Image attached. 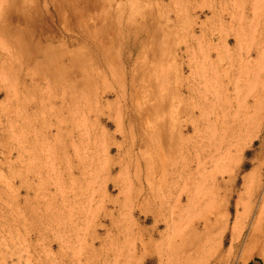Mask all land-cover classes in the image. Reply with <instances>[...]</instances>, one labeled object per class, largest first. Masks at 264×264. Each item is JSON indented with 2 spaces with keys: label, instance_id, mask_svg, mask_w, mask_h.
Listing matches in <instances>:
<instances>
[{
  "label": "rangeland",
  "instance_id": "obj_1",
  "mask_svg": "<svg viewBox=\"0 0 264 264\" xmlns=\"http://www.w3.org/2000/svg\"><path fill=\"white\" fill-rule=\"evenodd\" d=\"M12 3V28L28 61L13 104L23 126L0 132V264L183 263L195 230L202 237L204 223L214 220L220 191L211 181L227 168L208 155L237 129L254 126L252 133L264 120V0ZM143 129L157 142L182 134H174L175 146L169 140L171 150L160 142L151 151L167 165L166 174L176 167L185 174L165 177L159 186L166 192L158 190L157 200L145 198L150 149ZM252 135L244 132L238 143L237 188L208 234L224 226L219 244L193 264H264V134Z\"/></svg>",
  "mask_w": 264,
  "mask_h": 264
},
{
  "label": "bare ground",
  "instance_id": "obj_2",
  "mask_svg": "<svg viewBox=\"0 0 264 264\" xmlns=\"http://www.w3.org/2000/svg\"><path fill=\"white\" fill-rule=\"evenodd\" d=\"M28 3H29V1H28ZM27 2H26V4H28ZM29 4H31V3H29ZM13 3H12V0H0V97L1 96H3L4 97V102L6 103V105H4V106H2V104H3V102L0 104V132H3L4 130H5V127L6 126H8V124H11L10 126H14L15 128H20V126L22 127L23 126V124H22V122H21V120H22V113H21V111H19V110H17V108L15 107V106H13V104H14V101L15 100H17V97H18V94H19V87L20 86H23L25 83H24V79H25V73L23 74L24 76L22 77V72H23V66H24V63L25 62H27L28 61V58H26V59H22V56H21V54H22V52H23V44H22V41H21V38H20V35H19V33H18V31H14L13 30V28H12V26H13V16H15L14 15V10L15 9H13ZM31 10V9H30ZM213 14V13H212ZM212 16V15H211ZM231 18V17H230ZM218 19H219V17H218ZM222 22V21H221ZM228 22H230V20L228 21ZM30 24V23H29ZM33 27V26H32ZM32 36V35H31ZM236 36V35H235ZM237 38H238V36H237ZM237 41V40H236ZM235 41V42H236ZM227 46V45H226ZM29 48V47H28ZM40 51L42 52V54H43V56L46 58L47 56V49H40ZM25 52V51H24ZM225 53H226V51H225ZM24 54H26V53H24ZM26 55H24V57H25ZM27 57V56H26ZM37 58V57H36ZM38 59V58H37ZM40 60V59H39ZM206 60V59H205ZM218 60V59H217ZM219 60H221V59H219ZM218 60V61H219ZM246 60V59H245ZM218 61H216V64H217V62ZM222 61V60H221ZM244 61V60H243ZM210 62V61H209ZM214 63V62H213ZM244 64H245V62H243ZM242 63V64H243ZM210 65H211V63H209ZM220 64V63H219ZM42 65V64H41ZM218 65V64H217ZM240 65V64H239ZM206 66V65H205ZM226 66V65H225ZM211 67V66H210ZM246 67V66H245ZM206 68V67H205ZM212 68V67H211ZM240 68V67H239ZM220 69V68H219ZM210 70V69H209ZM229 70V69H228ZM243 70V69H242ZM246 70V69H245ZM214 72V73H213ZM216 72V70L214 71H212V73L214 74V76H213V79L215 78V80L217 81V82H219V80H220V75L219 74H217V72ZM221 73V72H220ZM225 73H226V71H225ZM224 73V74H225ZM229 73V72H228ZM28 74V73H27ZM222 74V76H223V72L221 73ZM206 75V74H205ZM209 75H210V73H209ZM228 78L229 79V77L227 76V74H226V76H225V78ZM201 78H203V74H202V76H201ZM207 78H209V77H207ZM206 78V79H207ZM258 78V77H257ZM204 79H205V76H204ZM210 79V78H209ZM208 79V80H209ZM212 79V78H211ZM235 79H237V78H235ZM203 80V79H202ZM215 80H212V82L213 81H215ZM204 81H206V80H204ZM198 82H200V81H198ZM202 82V81H201ZM208 82H210V81H208ZM238 82V81H237ZM236 82V83H237ZM162 83V82H161ZM123 84V83H122ZM198 84V83H197ZM203 84V83H202ZM206 84V83H205ZM212 84V83H211ZM230 84V83H229ZM213 85V84H212ZM215 85V84H214ZM217 85V84H216ZM221 85V84H220ZM25 86V85H24ZM201 86V85H200ZM224 87H225V85H223ZM237 86H238V84H237ZM205 87V86H204ZM208 87V86H207ZM210 87V86H209ZM221 87V86H220ZM223 87V88H224ZM229 87V86H228ZM120 88V87H119ZM123 88V87H122ZM109 89H111L110 87H109ZM77 90V89H76ZM113 90V89H112ZM111 90V91H112ZM199 90V89H198ZM226 90V89H225ZM234 90H237L236 89V87H235V85H234ZM123 91V90H122ZM77 92V91H76ZM201 92V91H200ZM204 92H205V90H204ZM222 92V91H221ZM224 92V91H223ZM78 93V92H77ZM119 93V92H118ZM129 93V92H128ZM219 93V92H218ZM76 94V93H75ZM228 93H226V95H227ZM72 95V94H71ZM142 95H144V94H142ZM209 95V94H208ZM211 95V94H210ZM216 95V94H215ZM220 95V94H219ZM224 95H225V92H224ZM79 96V95H78ZM122 96V95H121ZM190 96V95H189ZM222 96V95H221ZM94 97V96H93ZM204 97H205V95H204ZM211 98H212V96H210ZM209 97V98H210ZM217 97H219V96H217ZM226 97V96H225ZM145 98V97H144ZM143 98V99H144ZM189 98V97H188ZM208 98V99H209ZM124 99V98H123ZM202 99H204V98H202ZM214 99H216V98H214ZM224 99H226V98H224ZM146 100V99H145ZM217 100V99H216ZM262 101L260 102V104H261V107H262V110H264V99H261ZM131 101V100H130ZM129 101V102H130ZM200 101V100H199ZM199 101H198V105H200L199 104ZM206 100L204 99V102H205ZM208 101V100H207ZM197 102V101H196ZM210 102V101H209ZM256 104L258 103V100L256 99L255 101H254ZM16 103V102H15ZM72 103H74V102H72ZM201 103H203V102H201ZM208 102H206V104H207ZM211 103V102H210ZM210 103H208L209 105H210ZM217 101H216V105L215 106H218L217 105ZM205 104V106H207ZM219 104V103H218ZM256 104H255V106H256ZM72 105V104H71ZM196 105V104H195ZM124 106V105H123ZM129 106V105H128ZM193 106V105H192ZM202 106V105H201ZM251 106V105H250ZM250 106H247L246 108H245V110H246V112H249V110H250ZM22 107H23V105H22ZM133 107V106H132ZM147 107V106H146ZM163 107V106H162ZM135 108H136V106H135ZM134 108V109H135ZM139 108V107H138ZM150 108V107H149ZM161 108V107H160ZM185 108V107H184ZM191 108H193V107H191ZM197 108V107H196ZM201 108V107H200ZM213 108V107H212ZM217 108V107H216ZM256 109H257V106L255 107ZM19 109V108H18ZM74 109V108H73ZM96 109V108H95ZM121 109V108H120ZM146 109V108H145ZM254 109V108H253ZM125 110H126V108H125ZM140 110V109H139ZM155 110V109H154ZM187 110V109H186ZM188 110H190V109H188ZM206 110H207V108H206ZM22 111H24V109L22 110ZM72 111V110H71ZM134 111H136V110H134ZM180 111V110H179ZM201 111H202V113H199L200 115L201 114H204V112L205 111H203L202 109H201ZM79 112V111H78ZM89 112V111H88ZM121 112V111H120ZM185 112V111H184ZM199 112V111H198ZM210 112H212L211 111V108H210ZM253 112H257V110H254ZM144 113V112H143ZM146 113H148V111H146ZM154 113H156V111L154 112ZM158 113V112H157ZM178 113V112H177ZM189 113V112H188ZM191 113H192V111H191ZM254 113V115H256ZM74 114V113H73ZM76 114V113H75ZM187 114V113H186ZM208 114V113H207ZM206 114V115H207ZM137 115V114H136ZM145 115V114H144ZM148 115H150V110H149V114ZM154 114H152V116H153ZM157 115V114H156ZM165 115V114H164ZM190 114H188V116H189ZM192 115H193V113H192ZM209 115V114H208ZM79 116V115H78ZM138 116V115H137ZM146 116V115H145ZM162 116V115H161ZM262 116H264V115H262ZM76 117V116H75ZM84 117V116H83ZM154 117V116H153ZM152 117V118H153ZM157 117V116H156ZM155 117V118H156ZM159 117V116H158ZM178 117V116H177ZM173 118V117H172ZM183 118V117H182ZM24 119V118H23ZM27 119V118H26ZM25 119V120H26ZM117 119H118V117H117ZM143 119V118H142ZM249 119L250 118H247V124H250L251 123V120H253V118L249 121ZM262 119H264V117H262ZM77 120V119H76ZM83 120V119H82ZM125 120V119H124ZM131 120V119H130ZM160 120V119H159ZM175 120V119H174ZM158 121V120H157ZM188 121V120H187ZM191 121V120H190ZM26 122V121H25ZM86 122V121H85ZM148 122V121H147ZM153 122H154V120H153ZM164 122V121H163ZM162 122V124L163 125H165L164 123ZM173 122V121H172ZM76 123V122H75ZM165 123H167V121L165 122ZM188 123H190V122H188ZM193 123V122H192ZM260 123V122H259ZM61 124V123H60ZM130 124V123H129ZM140 124V123H139ZM161 124V125H162ZM168 124V123H167ZM173 124V123H172ZM121 125V124H120ZM148 125H149V123H148ZM171 125V124H170ZM150 127H151V123H150V125H149ZM148 126V128L150 129V127ZM156 126H159V125H156L155 124V127ZM167 126V125H166ZM173 126H175V130H176V128L178 127L177 125H176V123L174 124V125H172V127L171 126H169V128H171V129H168L170 132H171V130H172V132L174 131L173 129H174V127ZM186 126V125H185ZM205 126H211V122H209L208 121V123H207V125H205ZM79 127V126H78ZM130 127H131V125H130ZM136 127V126H135ZM166 128V127H164V126H161V128ZM208 127H206V128H208ZM252 127H254V126H252ZM252 127H250V130H254V129H252ZM132 128V127H131ZM147 128V129H148ZM161 128H160V126H159V129L161 130ZM173 128V129H172ZM180 128H181V126H180ZM183 128V127H182ZM181 128V129H182ZM196 128V130H197V127H195ZM200 128H201V126H200ZM199 128V129H200ZM211 128V127H210ZM257 130L256 131H254V132H252L253 133V135H252V138H254V137H258L259 135H261V134H264V120H262L261 121V123L260 124H258L257 125ZM77 129V128H76ZM137 129V128H136ZM148 129V130H149ZM156 129V128H155ZM159 129H158V133H161V134H159V135H161V136H165V133L166 132H163L164 134L162 135V132H159ZM203 129V128H202ZM107 130V129H106ZM151 130V129H150ZM164 130V129H163ZM162 130V131H163ZM188 130V129H187ZM206 130V129H205ZM209 130V129H208ZM244 130V129H243ZM249 129L247 130V129H245L244 131H242V129L240 128V129H237L234 133H232V135H230V136H228V138L227 139H224V140H222V141H220L216 146H215V148H214V152H212V155H211V153L208 155V158H207V160L208 161H210V159H212L213 157H215L214 159H219V160H222V161H224V162H226L225 164H223L224 166H227V168L225 169V167H221V168H216V169H221V171L220 172H216L217 174L218 173H220L221 174V176H220V178H218L217 176L218 175H216V176H213L212 177V175L210 176V177H212V181H211V179H210V181L212 182V185H214L215 187H217L216 189H218L217 191H220L219 193H222L221 194V196L219 195V193L217 194L216 193V196L213 198V207H212V209H213V211H212V215H215V217H214V220H208V221H206L205 223H204V226H203V232L201 233L202 234V237L200 236V234H198V232H197V230H195V233L193 234V238H192V243L191 242H189L188 243V246H187V244L185 245V246H187V251H189V254L187 255V256H185V259L183 260V263H181V264H193L194 263V258H196V257H199V255L201 254V253H203V252H206L205 250H209V251H211V248L212 249H216L217 248V244H219V243H217L216 242V239H217V237L218 236H220V234L222 233V229H223V227L224 226H220L221 228V230L219 229V230H217L215 233L213 232V234H211V235H208L209 234V232L211 231V230H214V229H216L217 228V225L219 224L218 223V218H219V216H217V215H220L221 213L222 214H224L223 212H224V208H225V210H226V208H228V205H229V200L232 198V196H233V194L235 193V191H236V188H237V175H238V172H239V169H240V166L239 167H237V170H235L234 172H232L233 170H232V168H234V167H236V163H237V161H238V159H239V157H238V154H239V150H241V149H237V146H238V143H239V141L241 140V137L243 136V134H244V132L245 133H247V134H252V133H249V131H250ZM19 131H22V128H21V130H19ZM104 131H105V129H104ZM147 131V130H146ZM155 131V130H154ZM165 131V130H164ZM168 131V132H169ZM177 131H179V130H177ZM200 131H201V129H200ZM207 131V130H206ZM143 132H144V129H143ZM150 132H152V131H150ZM157 132V131H156ZM195 132V131H194ZM197 132V131H196ZM103 133V132H102ZM105 133V132H104ZM198 133V132H197ZM14 134V133H13ZM24 134V131H22V135ZM153 134V133H152ZM152 134H150L152 137H153V135ZM172 134V133H171ZM171 134H169L168 135V137H169V140L170 141H172L171 142V145H173L174 144V141H177L176 139H178V138H180L178 135H180V133L178 132H176V133H174L175 135H177L178 136V138L173 134L172 136H170ZM19 135V134H18ZM85 135H87V133H85ZM182 135V134H181ZM180 135V136H181ZM197 135V134H196ZM67 136V135H66ZM155 136H157V135H155ZM173 136H175V138L176 139H174V137ZM248 136V135H247ZM19 137V136H18ZM18 137H16V138H18ZM88 137V136H87ZM150 136H148V132L146 133V132H144L143 133V136L141 137L142 139H143V142H144V144H145V146L148 148V149H150V152H148L149 150H146V153H145V157H146V159H145V177H146V179L148 180V185H149V191L146 193V196H145V198H148V197H150V198H153V199H156V198H158L157 196L158 195H156V193H157V191L158 190H160V184L161 183H163V181H166V179H164L165 177H167V176H169V179H170V177H172L173 178V176H179L180 174L182 175V174H184L183 173V171H182V169L181 170H178L179 168H174L172 171H171V173H170V175H168V174H166L167 172H166V167H167V165H166V167H164V164L162 163V158H160L156 153H154V152H152V153H154V154H151V151H153L155 148H157V147H161V146H163L164 144H165V142H166V145H168L169 146V149H170V141L169 140H167V139H165L164 137V139L165 140H162V138L161 137H159L160 139V142L162 143V142H164V144L163 145H161V143L160 142H157V141H153L154 139L152 138H149ZM158 137V136H157ZM167 137V136H166ZM170 137H172L171 139H170ZM186 137V136H185ZM196 137V136H195ZM99 138V137H98ZM140 139V138H139ZM172 139H174V140H172ZM17 140V139H16ZM156 140H158V139H156ZM162 140V141H161ZM169 141V144L167 143V141ZM180 140V139H179ZM252 140V139H251ZM183 142V141H182ZM185 142H187V141H185ZM251 142V141H250ZM22 143V142H21ZM20 143V144H21ZM96 143V142H95ZM173 143V144H172ZM18 145V149L20 150V151H22L23 150V143L21 144V145ZM85 144V143H84ZM143 144V143H142ZM197 144V143H196ZM79 145V144H78ZM94 145V144H93ZM103 145V144H102ZM135 145V144H134ZM184 145V144H183ZM198 145H199V143H198ZM246 145V144H245ZM75 146H76V144H75ZM141 146H143V145H141ZM140 146V147H141ZM144 146V147H145ZM174 146H175V144H174ZM174 146H173V148H174ZM202 146V145H201ZM103 147V146H102ZM187 147V146H186ZM191 147V146H190ZM192 147H195V146H192ZM196 147H198L197 145H196ZM16 148V149H17ZM84 148V147H83ZM109 148V147H108ZM171 148H172V146H171ZM172 148V149H173ZM182 147H179V149L180 150H182L181 149ZM159 149V148H158ZM163 149H164V147H163ZM176 150H177V148H175ZM178 149V150H179ZM186 149V148H185ZM203 149V148H202ZM77 150V149H76ZM85 150H86V147H85ZM171 150V149H170ZM104 151V150H103ZM184 151V150H183ZM192 151V150H191ZM196 151V150H195ZM197 151H198V149H197ZM239 151V152H238ZM24 152V151H23ZM65 152V151H64ZM77 152V151H76ZM107 152H110V150H108ZM159 152V151H158ZM189 152H190V149H189ZM104 153V152H103ZM161 153H162V151H161ZM180 153H181V151H180ZM183 153V152H182ZM181 153V154H182ZM185 153V152H184ZM195 153V152H194ZM197 153V152H196ZM68 154V153H67ZM85 154V153H84ZM133 154V153H132ZM179 154V153H178ZM23 155V154H22ZM79 155V154H78ZM77 155V156H78ZM161 155V154H160ZM169 156H171L170 155V153L168 154ZM180 155V154H179ZM190 155V154H189ZM194 155V154H193ZM144 156H143V158H144ZM186 156V155H185ZM195 156H198L197 154L195 155ZM194 156V157H195ZM242 156V155H241ZM69 157H71V156H69ZM166 157V156H165ZM187 157H188V155H187ZM218 157V158H217ZM23 158V157H22ZM72 158V157H71ZM106 158V157H105ZM167 158V157H166ZM175 158V157H174ZM97 159V158H96ZM112 159V158H111ZM182 159L184 160V158L182 157ZM195 159V158H194ZM83 160V159H82ZM99 160V159H98ZM168 160H169V158H168ZM168 160H166V162L168 161ZM198 160V159H197ZM207 160L205 161V160H203V162L205 161L206 163H207ZM218 160V161H219ZM177 161V160H176ZM182 161V160H181ZM188 161V160H187ZM217 161V160H216ZM221 161V162H222ZM164 162V161H163ZM198 162L199 163H201V161H200V159L198 160ZM204 162V163H205ZM81 163V162H80ZM168 163V162H167ZM167 163H165V164H167ZM172 163V162H171ZM176 163V162H175ZM180 163V162H179ZM197 163V162H196ZM216 163V162H215ZM218 163V162H217ZM223 163V162H222ZM222 163H221V165H222ZM104 164V163H103ZM188 164V163H187ZM209 164V163H208ZM176 165V164H175ZM180 165V164H179ZM184 165H186V164H184ZM190 165V164H189ZM215 165V164H214ZM218 165V164H217ZM173 166V165H172ZM178 166V165H177ZM181 166H183V165H181ZM181 166H180V168H181ZM199 166H201V165H199ZM206 166V165H205ZM216 166V165H215ZM139 167V163H138V166H137V168ZM170 167V165L168 166V168ZM198 167V166H197ZM202 167V166H201ZM167 168V169H168ZM183 168V167H182ZM185 168V167H184ZM224 168V169H223ZM135 169V168H134ZM140 168H138V172H140V170H139ZM187 169V168H186ZM191 169V168H190ZM195 169V168H194ZM205 169V168H204ZM71 170V169H70ZM112 170V169H111ZM171 170V169H170ZM184 170V169H183ZM135 172V171H134ZM197 172V171H196ZM70 173V172H69ZM91 173V172H90ZM189 173V172H188ZM187 173V175H189ZM211 173H212V171H211ZM134 174V173H133ZM139 174V173H138ZM193 174H195V173H193ZM198 174V173H197ZM196 174V175H197ZM224 174H226V176L224 175ZM245 174V173H244ZM143 175V174H142ZM180 175V176H181ZM185 175V174H184ZM195 175V176H196ZM198 175H200V174H198ZM203 175V174H202ZM139 175H137V180H140V177H138ZM209 176V175H208ZM190 177H191V175H190ZM139 178V179H138ZM193 178H195V177H193ZM162 179H164V180H162ZM175 179V178H174ZM178 179H179V177H178ZM184 179H187V177L185 178L184 177ZM143 180H145V179H143ZM172 180V179H171ZM176 181H177V179H175ZM190 180H192V179H190ZM196 180V179H195ZM206 180V179H205ZM146 181V180H145ZM182 181V180H181ZM209 181V182H210ZM138 182V181H137ZM140 182V184H141V181H139ZM166 182H168V181H166ZM170 182V181H169ZM179 182H180V180H179ZM184 182V181H183ZM182 182V183H183ZM192 182H193V180H192ZM191 182V183H192ZM165 183V182H164ZM177 183V182H176ZM181 183V182H180ZM203 183V182H202ZM253 183V182H252ZM139 184V183H138ZM171 184H172V182H171ZM173 184H174V181H173ZM188 184V183H187ZM190 184V183H189ZM147 185V186H148ZM183 185V184H182ZM186 184H185V182H184V186H185ZM211 185V186H212ZM247 185V184H246ZM245 185V186H246ZM141 186V185H140ZM163 186H164V184H163ZM242 186V185H241ZM164 187H167L166 186V183H165V186ZM170 187V186H169ZM205 187V186H204ZM142 188V187H141ZM211 188V187H210ZM166 189V188H165ZM170 189V188H169ZM212 189V188H211ZM215 189V190H216ZM249 189V188H248ZM163 192H164V189H161ZM160 190V191H161ZM172 190V189H171ZM202 190V189H201ZM206 190V189H205ZM250 190V189H249ZM144 191V190H143ZM211 191V190H210ZM246 191V190H245ZM252 191V190H251ZM140 192V191H139ZM166 192V191H165ZM164 192V193H165ZM171 192V191H170ZM195 192V191H194ZM216 192V191H215ZM167 193H168V190H167ZM242 193V192H241ZM141 194V193H140ZM139 194V195H140ZM158 194V193H157ZM163 194V193H162ZM171 194V193H170ZM181 194V193H180ZM205 194V193H204ZM247 194H248V192H247ZM166 195H168V194H166ZM179 195V194H178ZM201 195V194H200ZM215 195V194H214ZM249 195V194H248ZM185 196V195H184ZM257 196V195H256ZM187 197V196H186ZM194 197V196H193ZM144 198V197H143ZM159 199V198H158ZM250 199V198H249ZM139 200H141V199H139ZM157 200V199H156ZM181 197L179 196L178 198H177V200H176V204L180 207L181 206ZM186 200H187V198H186ZM210 200H212V199H210ZM155 201V200H154ZM250 201V200H249ZM248 201V202H249ZM160 202V201H159ZM210 202H212V201H210ZM246 202V201H245ZM247 202V203H248ZM257 203V202H256ZM183 205V204H182ZM185 205V204H184ZM246 205H248V204H245L244 206H246ZM177 206V207H178ZM208 206V205H207ZM209 206H210V204H209ZM166 207V206H165ZM185 207V206H184ZM184 207H183V209H184ZM255 207V206H254ZM182 208V207H181ZM211 208V207H210ZM164 209V208H163ZM212 209H210V210H212ZM161 210V209H160ZM160 210H158V211H160ZM180 210V209H179ZM181 211V210H180ZM221 211H223V212H221ZM247 211V210H246ZM181 214H182V211L180 212ZM111 215H112V212H111ZM183 215V214H182ZM223 216H225V214L223 215ZM260 216V215H259ZM236 217V216H235ZM222 218V217H221ZM226 218V217H225ZM262 218H264V217H262ZM261 218V219H262ZM260 219V220H261ZM259 220V221H260ZM223 222V221H222ZM262 222H264V221H262ZM218 223V224H217ZM262 224H264V223H262ZM257 226H259V223L256 225V227ZM254 228V227H253ZM258 228V227H257ZM256 228V232H257V230H258V232H259V230L260 229H257ZM262 229H264V228H262ZM192 231V230H191ZM215 231V230H214ZM252 232H255V230L254 231H252ZM261 232V231H260ZM192 235V234H191ZM191 241V240H190ZM186 249V248H185ZM192 250V251H191ZM208 250H207V252H208ZM183 251V250H182ZM191 251V252H190ZM130 254V253H129ZM177 254V253H176ZM204 254V253H203ZM177 257V256H176ZM174 262V261H173ZM180 263V262H179ZM160 264H163V263H160Z\"/></svg>",
  "mask_w": 264,
  "mask_h": 264
}]
</instances>
